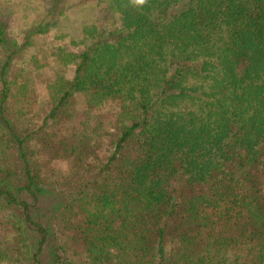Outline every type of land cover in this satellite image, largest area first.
<instances>
[{
    "label": "trees",
    "instance_id": "1",
    "mask_svg": "<svg viewBox=\"0 0 264 264\" xmlns=\"http://www.w3.org/2000/svg\"><path fill=\"white\" fill-rule=\"evenodd\" d=\"M93 1L23 62L1 0L0 264H264V0Z\"/></svg>",
    "mask_w": 264,
    "mask_h": 264
},
{
    "label": "rangeland",
    "instance_id": "2",
    "mask_svg": "<svg viewBox=\"0 0 264 264\" xmlns=\"http://www.w3.org/2000/svg\"><path fill=\"white\" fill-rule=\"evenodd\" d=\"M17 5L6 7L4 12L9 17V38L22 41L25 32L32 36L33 46L26 50L23 62L27 61L32 54L38 52H55L57 48H64L67 51L81 50V46L71 45V40L79 38L80 28L85 24L95 22L101 18V14L93 0H62L58 3V8L63 12L57 20V12L54 14V19L50 21L43 35H37L33 28L46 11L52 8L49 4L50 0H17ZM48 2V3H47ZM57 3V2H55ZM1 5V0H0ZM56 11V10H55ZM52 23V24H51ZM62 25V29L59 27ZM64 35L62 39H57ZM73 37V38H72ZM48 66L33 74V81L37 82L33 88V99L35 100L32 109L42 112V105L46 97L45 84L50 82L57 74L66 77H72L73 68L71 65H66L60 62L56 57H50ZM20 65V63H19ZM102 155H105L104 153ZM43 210H47L51 205L48 203L49 198L43 196ZM42 260L45 263H51V257L48 250L45 251Z\"/></svg>",
    "mask_w": 264,
    "mask_h": 264
},
{
    "label": "clouds",
    "instance_id": "3",
    "mask_svg": "<svg viewBox=\"0 0 264 264\" xmlns=\"http://www.w3.org/2000/svg\"><path fill=\"white\" fill-rule=\"evenodd\" d=\"M133 3L137 6H143L147 3V0H133Z\"/></svg>",
    "mask_w": 264,
    "mask_h": 264
}]
</instances>
